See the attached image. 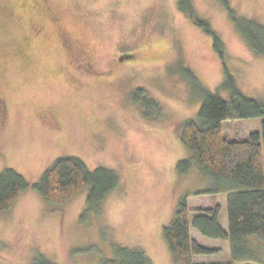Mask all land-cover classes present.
I'll use <instances>...</instances> for the list:
<instances>
[{"label": "rangeland", "instance_id": "obj_1", "mask_svg": "<svg viewBox=\"0 0 264 264\" xmlns=\"http://www.w3.org/2000/svg\"><path fill=\"white\" fill-rule=\"evenodd\" d=\"M179 1L0 0V172L14 168L31 183L12 207L0 210L4 264H33L40 256L56 264H104L115 244L143 250L153 264H175L163 228L181 196L190 194L191 208L225 203L223 193H196L213 182L179 138L181 123L199 121L201 106L181 70L230 100L232 93L220 88L227 68L242 94L264 102V55L249 47L218 0H190L222 40L220 57ZM227 1L238 15L264 23V0ZM65 58L82 62L66 68ZM83 61L87 76L73 70ZM140 87L159 101L161 117H145L142 102L133 99ZM223 126L231 139L262 131L259 117ZM65 155L118 174L100 213L81 219L90 187L61 204L32 187ZM180 158L194 162L186 174L177 172ZM226 209L225 203L228 227ZM190 227L204 246L217 248L196 261L231 260L228 240ZM248 241L264 262V240L249 235Z\"/></svg>", "mask_w": 264, "mask_h": 264}, {"label": "trees", "instance_id": "obj_2", "mask_svg": "<svg viewBox=\"0 0 264 264\" xmlns=\"http://www.w3.org/2000/svg\"><path fill=\"white\" fill-rule=\"evenodd\" d=\"M225 6L229 16L249 47L264 55V23L238 15L227 0H218ZM181 11L194 18L206 35L213 38V48L223 57V42L210 26L208 20L195 15L190 0H180ZM225 79L220 86L232 93L230 100L207 89L189 69H182L194 91L199 92L201 103L197 114L199 121L188 118L180 125L179 138L187 150L194 153V161L212 180L213 185L196 193L226 194L228 227L222 223L223 204L191 208L189 195L181 196L171 220L164 225L163 235L175 264H235L251 261L264 264L254 256L249 235L264 240V102L242 94L236 86L232 73L225 68ZM142 102L146 118H159L162 106L154 97L140 87L133 98ZM259 117L262 131L251 132L244 139L229 138L223 133V121L233 118ZM194 162L180 158L176 164L179 174L188 173ZM119 176L112 168L98 166L90 169L83 159L75 155L59 156L44 170L39 181L32 187L47 202L61 204L83 189L90 187L86 208L81 219L98 214L107 195L117 188ZM31 183L17 170L8 167L0 172V210L14 205L17 198ZM194 210L192 224L190 214ZM195 227L204 237L229 241L231 260L228 262H198L196 255L208 254L215 248L204 246L191 233ZM221 247H218V249ZM0 264H4L0 261ZM33 264H56L40 256ZM104 264H153L150 257L139 248L115 244L113 257Z\"/></svg>", "mask_w": 264, "mask_h": 264}, {"label": "flooded vegetation", "instance_id": "obj_3", "mask_svg": "<svg viewBox=\"0 0 264 264\" xmlns=\"http://www.w3.org/2000/svg\"><path fill=\"white\" fill-rule=\"evenodd\" d=\"M80 41H81V37H80ZM65 61H66V63H64L63 65L66 68L70 67V65L73 66V63H76L77 61L78 62H82L81 60H76L74 58H65ZM87 64H89L87 61H83V64L81 63L79 66L78 65L74 66L75 68L73 70L74 71H79V72H81L83 74H86V70H84L82 67L84 65V67L89 71V69L86 66ZM85 76H87V74Z\"/></svg>", "mask_w": 264, "mask_h": 264}, {"label": "crops", "instance_id": "obj_4", "mask_svg": "<svg viewBox=\"0 0 264 264\" xmlns=\"http://www.w3.org/2000/svg\"><path fill=\"white\" fill-rule=\"evenodd\" d=\"M225 199H226V194H225ZM225 203H226V201H225ZM225 203H223V206H225ZM226 205H227V203H226Z\"/></svg>", "mask_w": 264, "mask_h": 264}]
</instances>
